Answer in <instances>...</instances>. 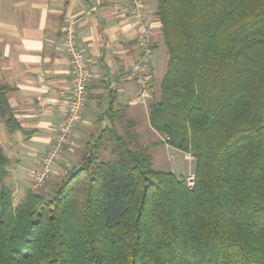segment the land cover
Instances as JSON below:
<instances>
[{"label": "trees", "instance_id": "trees-1", "mask_svg": "<svg viewBox=\"0 0 264 264\" xmlns=\"http://www.w3.org/2000/svg\"><path fill=\"white\" fill-rule=\"evenodd\" d=\"M155 1L167 63L149 124L192 155L194 185L155 169L129 122L14 205L0 147V264H264V0Z\"/></svg>", "mask_w": 264, "mask_h": 264}, {"label": "crops", "instance_id": "crops-1", "mask_svg": "<svg viewBox=\"0 0 264 264\" xmlns=\"http://www.w3.org/2000/svg\"><path fill=\"white\" fill-rule=\"evenodd\" d=\"M144 2L153 49L151 88L136 102L137 89L129 70L140 48L129 0H0V84L10 87L6 99L18 125L8 131L0 116V147L8 159L6 182L13 196L21 199L34 190L32 172L52 144L66 111L70 64L62 36L70 18L77 20V43L91 77L82 120L49 178L57 177L61 166H75L78 151L101 129L113 125L123 132L129 122L141 145L155 144L150 148L153 167L156 162L159 170L166 171L167 166L175 174L171 159L177 149L149 124L148 107L159 98L167 53L155 16L156 1Z\"/></svg>", "mask_w": 264, "mask_h": 264}, {"label": "built area", "instance_id": "built-area-1", "mask_svg": "<svg viewBox=\"0 0 264 264\" xmlns=\"http://www.w3.org/2000/svg\"><path fill=\"white\" fill-rule=\"evenodd\" d=\"M130 17L138 30V45L140 48L136 62L129 70V76L134 80L137 89L136 102L151 88L149 64L152 59L151 26L146 20L144 0H129ZM62 46L68 55L70 64V91L65 100L66 111L61 118L55 138L40 160L39 166L32 172L34 188H41L51 174L52 167L60 160L65 146L70 141L77 125L82 120V114L87 97V84L91 73L88 62L77 43V20L70 18L63 27ZM43 88H48L43 85ZM44 103V99L39 100ZM66 173L67 170L65 169ZM194 174L185 176L188 188L194 185Z\"/></svg>", "mask_w": 264, "mask_h": 264}, {"label": "rangeland", "instance_id": "rangeland-1", "mask_svg": "<svg viewBox=\"0 0 264 264\" xmlns=\"http://www.w3.org/2000/svg\"><path fill=\"white\" fill-rule=\"evenodd\" d=\"M85 150H86V146L84 145V147L81 148V151H78L79 154L77 155L76 159L74 160V162L76 164H78L80 162L81 156L85 153ZM173 152H174V155H173V157H172L173 159H171V161L175 162L176 167H177L175 175L177 177H184L185 178V176H187L189 174V171H190V173H193L194 159H193L192 155L188 153V155L186 157V153L183 151H180L178 149L173 151ZM108 154H109V148L106 147L105 149H103L101 151L100 158L107 159ZM167 157H168V155H167ZM156 159L157 158H155V160ZM154 167H155V169H159L158 167H160V166H158L155 162ZM65 169L68 171L70 169V167L61 166L60 173L58 174L57 177H53V178L50 177L49 179H47V181L44 183V185L41 188H37V189L34 188V191H36L37 193H41L44 196L51 195V193L55 190L59 181L67 176V172L66 173L64 172ZM163 169H165L166 171L168 170L167 166H165V168H163ZM21 199L18 198V196H16V195L13 196L14 205L17 204Z\"/></svg>", "mask_w": 264, "mask_h": 264}]
</instances>
